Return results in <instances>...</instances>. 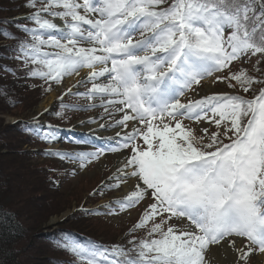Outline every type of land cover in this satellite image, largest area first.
Here are the masks:
<instances>
[{
	"label": "snow or ice",
	"instance_id": "1",
	"mask_svg": "<svg viewBox=\"0 0 264 264\" xmlns=\"http://www.w3.org/2000/svg\"><path fill=\"white\" fill-rule=\"evenodd\" d=\"M24 7L33 11L21 20L33 26L0 21L28 37L0 28V35L17 40L5 46L11 54L2 58L21 61L25 77L45 83H60L87 68L77 86L91 87L76 93L69 88L58 97L61 107L88 111L99 106L109 118L121 114L107 125L122 129L116 134L119 143L94 152L45 149L42 154L83 167L105 151L130 150L109 178L114 183L100 192L130 181L132 190L102 206L108 209L104 214L150 200L128 233L146 229V236H132L130 247L69 241L70 234L64 233L54 241L55 249L79 264H209L211 245H220L222 254L227 247L234 254L230 264H247L253 252L264 253V0H26ZM252 56L257 60L251 71L231 68ZM0 69L13 75L20 71L7 65ZM225 71L228 75L216 76L213 83L252 91V98L195 91ZM101 77L108 82L97 83ZM189 92L199 98L182 102ZM0 95L7 96V90L0 88ZM67 95L90 103L65 104ZM96 99L99 105L91 103ZM40 115L25 130L43 142H55L59 129L41 125ZM56 115L63 118L62 112ZM184 120L198 126L203 121L216 130L200 127L197 135ZM84 211L91 215L98 210ZM173 219L187 220L189 228L178 229L169 223ZM237 237L248 243L237 244Z\"/></svg>",
	"mask_w": 264,
	"mask_h": 264
},
{
	"label": "rangeland",
	"instance_id": "2",
	"mask_svg": "<svg viewBox=\"0 0 264 264\" xmlns=\"http://www.w3.org/2000/svg\"><path fill=\"white\" fill-rule=\"evenodd\" d=\"M27 15V14H25ZM22 15L17 19L20 22H27L21 20ZM45 18L52 19L45 15ZM56 23L61 28L64 27L63 21L59 18H55ZM227 35V33H226ZM139 38V37H137ZM14 46L7 42H1L0 47ZM48 50V49H45ZM12 60V59H9ZM257 60L256 56H252L251 59L244 63L243 60L235 61L231 65L233 70L241 67L247 68L251 71L252 65ZM15 68L20 69L22 75L17 77L16 75H10L9 84L12 88H15L17 97L19 94L28 96L31 99V104L36 105L32 107L24 115H18L21 110L17 108L13 113L19 117L3 116L6 125H13L16 122H20L21 139L27 137L28 131L24 127H32L34 125L33 116L38 113H42L38 117L41 125H53L56 126L59 131L57 132V140L53 143H41L40 139L30 133L31 147H26L24 150L31 152L30 167L34 172L36 169H47L51 170L52 173L49 175L48 184L53 190H56L54 196L56 209L55 211L61 212L59 215H54L50 218L47 223V230L45 234H51L61 229L70 230L72 235L81 242L82 240L91 239L102 243L104 245L119 244L125 247L128 245V240L135 236L137 238H144L146 236V229H139L132 233L130 236L129 230L140 219L145 206L150 203V200L146 199L134 207H130L125 211H120L119 207H116V214L105 215L108 211L107 208L102 206L107 205L110 201H115L125 196L123 187H113L111 189L105 188L101 194L100 189L103 185L112 184L114 181L109 178L112 177L117 168L123 166L125 161V155L130 150L120 151H105L99 156V158H92L85 166L79 167V162L66 163L56 156L42 154L45 149L52 150H63L68 152H94L100 148H107L110 145H115L120 142L119 139H112L109 141H100L99 139L90 138L86 132L79 131L80 128H91L97 126L104 115L101 113L98 106L91 108L88 111H82L79 109L71 110L62 108L58 97L62 93H65L69 88L72 89L73 93L85 92L91 87V84L86 86H77L79 82L84 79L87 73L90 71L87 68H83L79 71V75L73 74L71 76H65L60 83L55 81H45L38 78H27L24 76L23 64L21 61L12 60ZM228 75V72L214 73L213 76L208 77L201 82L200 87H196L195 91L200 93L207 87H211L213 92H239L241 95H245L248 98H252L253 92L243 93L239 89L228 88L224 83L216 82L213 83L216 76ZM50 86V90L49 89ZM258 88V85H254ZM210 93V94H212ZM50 97H53L52 104L49 108H45L49 104ZM198 99L199 97L193 93H186L184 97H181V101L185 102L187 99ZM98 100H93L91 103L97 104ZM65 104H76V105H87L90 101L84 97L76 95H67L64 97ZM98 105V104H97ZM45 109L48 111L45 112ZM57 112L63 113V118L56 115ZM120 114V113H119ZM99 115H101L99 117ZM121 115V114H120ZM95 118L96 123H90L91 119ZM114 122V121H113ZM185 125H188L196 130V134L200 135V127H208L209 132L215 131L214 125H206L203 121L198 126L195 122L184 120ZM133 124V123H132ZM133 127V126H132ZM119 128V127H116ZM79 131V132H78ZM111 131H107L109 133ZM112 132H114L112 130ZM106 133V132H105ZM26 139V140H27ZM88 141L87 143H75L73 141ZM227 142V141H225ZM123 157L124 160L118 162V158ZM121 159V158H120ZM74 170V171H73ZM95 193V194H93ZM84 210H98L95 214H86ZM170 224L176 225L178 229H188L189 222L187 220L179 221L173 219L169 222ZM80 224V225H78ZM71 226V227H70ZM81 227V228H78ZM79 236V237H77ZM238 244H247V240L244 238H235ZM226 243V242H221ZM227 251V247L225 248ZM224 251L222 254L220 251V245H211L206 252V259L209 264H224L228 262L229 255ZM68 260L73 264H79L77 258L69 254ZM264 253L253 252L247 260V264H255L257 258ZM221 262V263H220Z\"/></svg>",
	"mask_w": 264,
	"mask_h": 264
},
{
	"label": "trees",
	"instance_id": "3",
	"mask_svg": "<svg viewBox=\"0 0 264 264\" xmlns=\"http://www.w3.org/2000/svg\"><path fill=\"white\" fill-rule=\"evenodd\" d=\"M25 2L0 0V21L18 20L17 17L33 11L24 7ZM25 23L29 27L33 26L29 22ZM0 28H7L16 36L28 39L12 24L0 23ZM1 42L17 44L16 39L5 38L3 35H0ZM6 53V47H0V65L15 68L12 60L2 58ZM10 75L12 73L0 69V88L7 90V96L0 95V264H56L57 261L59 264H72L67 258L70 257L69 253L56 250L54 241L64 233L70 234L67 240L78 241L72 235L73 232L61 229L51 234L44 233L50 218L61 214L55 211L54 196L57 191L47 183L52 171L42 168L32 171V154L24 150L31 147L28 140L30 132H27L28 139H21L23 132L20 122L6 125L2 119L5 115L19 117L13 113L17 108L21 110L18 115H24L36 105L31 104L28 96L23 98L22 94L16 99V89L9 84ZM21 75L20 72L16 74L17 77Z\"/></svg>",
	"mask_w": 264,
	"mask_h": 264
},
{
	"label": "bare ground",
	"instance_id": "4",
	"mask_svg": "<svg viewBox=\"0 0 264 264\" xmlns=\"http://www.w3.org/2000/svg\"><path fill=\"white\" fill-rule=\"evenodd\" d=\"M96 82L97 83H107L108 81H107V79L101 77ZM212 92H213L212 88L211 87H207L205 90H203L202 92H200V95H203L204 93L210 94ZM52 100H53V97H50V99L48 101L49 104L45 108H49V106L52 104ZM97 100H98L97 104L99 105L101 103V101H100V99H97ZM97 109H100L101 110V113L104 115L103 117H105V119L104 120H100L99 121V124L97 126H94V127H91V128H80V129H77V130H79L80 132L81 131H84V132H86L85 134H87L90 138H92V139L94 138V139H97V140L99 139L100 141H109V140H112V139H119V137H117L116 134L118 132H121L122 129L121 128H116V127H109L107 125L113 124L114 119L120 118V114L119 113H116V115H115L114 118H109V117H107V115H106L103 107H99ZM110 111H114V110L113 109H110ZM100 116L101 115H99V117ZM98 119H100V118H98ZM101 123L106 124V128L105 129H101L100 128V124ZM132 123L133 122H131V121L128 123V129H127L128 131L131 130V128L133 126ZM112 130L114 132H112ZM107 131H111V132L107 133ZM120 160L121 161L124 160L123 157H119L117 161L120 162ZM115 174H116V172H115ZM131 185H132V182L131 181L128 182L127 184H121L120 185L124 189L125 196L128 195L129 192L132 190ZM236 242L238 244V241H236ZM225 252L229 255L228 257L230 258V260H232L234 254L230 250H228V249ZM224 264H230V261H228V262L226 261V262H224ZM255 264H264V256L263 255L259 256L257 258Z\"/></svg>",
	"mask_w": 264,
	"mask_h": 264
}]
</instances>
